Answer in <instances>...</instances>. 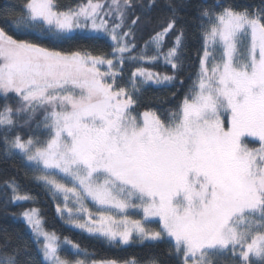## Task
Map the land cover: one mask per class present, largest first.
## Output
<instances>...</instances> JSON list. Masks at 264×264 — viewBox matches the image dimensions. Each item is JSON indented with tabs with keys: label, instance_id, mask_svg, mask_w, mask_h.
I'll return each instance as SVG.
<instances>
[{
	"label": "snow or ice",
	"instance_id": "1",
	"mask_svg": "<svg viewBox=\"0 0 264 264\" xmlns=\"http://www.w3.org/2000/svg\"><path fill=\"white\" fill-rule=\"evenodd\" d=\"M189 6L165 0L155 20L157 0H111L106 10L103 0L67 10L56 0H22L0 9L4 23L23 37L0 25V160L21 156L54 199L62 194L64 206L56 211L67 223L113 246L167 244L176 264H264V0L243 7L203 0L193 86L167 119L151 108L135 112L144 85L177 81L185 49L181 10ZM142 23L157 27L133 53ZM76 30L93 40L110 38L111 54L66 53L26 38L36 32L70 39ZM170 34L174 40L165 49ZM126 61L134 70L124 81ZM161 61L171 75L144 66ZM5 189L6 204L32 199L14 179ZM131 209L142 218H131ZM20 215L40 259L5 232L0 264H89L87 250L46 230L36 208ZM143 264L162 261L153 255Z\"/></svg>",
	"mask_w": 264,
	"mask_h": 264
},
{
	"label": "trees",
	"instance_id": "2",
	"mask_svg": "<svg viewBox=\"0 0 264 264\" xmlns=\"http://www.w3.org/2000/svg\"><path fill=\"white\" fill-rule=\"evenodd\" d=\"M135 3H139L140 0H134ZM147 2V0H143ZM203 0H187L190 5L181 10L180 24L185 28V49H184V65L183 69L178 73L177 81L169 84L164 83L162 86H153L146 84L143 86V102L137 106L135 112L142 113L149 108L157 111L158 115H161L163 119L168 118L169 110H178L180 103L182 102L186 93L193 86L196 81L199 70H200V56L202 55L203 41L201 32L199 29V17L197 11L199 5ZM241 7L259 4L261 0H230ZM57 6L62 10L68 8H76L77 6L87 3V0H56ZM158 7L153 11V20L159 16L163 10L165 0H157ZM22 4V0H0V9L5 8L8 5ZM141 9L137 7L135 14L139 15ZM134 18L132 15L129 16V20ZM0 25H4L9 34L17 38H23L20 33L13 30V27L4 23V18H0ZM155 23L140 24L136 29L134 36L136 48L133 53L138 52L144 48L146 41L150 40L153 35V29L156 28ZM26 38L42 44L45 47L52 48L54 50L63 51L70 53L72 51H91L96 53L98 50H103L105 53L111 54L112 43L104 37L98 39H89L88 35H83L75 32L71 35L70 39L59 40L51 34H40L33 32ZM174 37L170 34L165 42V49L172 45ZM145 67L151 68L154 71L160 73H166L171 75L173 70L169 65H165L162 62L155 64H145ZM106 69L102 67V71ZM134 70V62L126 61L124 68V81L130 76L131 71ZM182 80L183 83H179ZM12 100H15L14 95H10ZM3 102V98L0 97V103ZM40 115L38 114V119ZM35 126V123L31 125ZM22 134L28 135V128L20 129ZM43 135V133H41ZM250 146H259L256 141L249 140ZM27 173V175H26ZM15 180L19 185V190L22 194H28L32 197L31 200L22 201L19 203L6 204L5 201L8 197L5 195V182L8 180ZM10 194V192H9ZM30 208H37L39 210L40 219L43 222V227L51 232H55L57 236L64 238L67 237L72 241L78 243L82 248L87 250L88 261H106V260H118L124 261L125 259L135 257L140 264L149 257L157 256L162 261V264H176L174 259L167 257L165 249L168 247L167 244H160L159 246L153 247L150 242L143 244H133L131 246L123 247L113 246L103 239H97L84 232L77 231L71 226L66 224L58 215L55 207V203L48 192L47 188L36 182L33 179V173L27 161L24 160L18 154L11 160H0V235L7 232L11 234L14 239L23 241L31 245L33 252L36 254V258L40 259L39 254L36 252V245L33 243V237L29 232L27 225L23 222L22 213ZM15 213L16 215H13ZM63 252L69 256L72 254L67 249H62Z\"/></svg>",
	"mask_w": 264,
	"mask_h": 264
},
{
	"label": "rangeland",
	"instance_id": "3",
	"mask_svg": "<svg viewBox=\"0 0 264 264\" xmlns=\"http://www.w3.org/2000/svg\"><path fill=\"white\" fill-rule=\"evenodd\" d=\"M103 2L105 3V10H106V9H107V6L110 4L111 0H103ZM106 19H107V18H106ZM130 21H131V20H129V23H130ZM76 32H78V33H80V34H83V35H89L87 32L82 31V30H76ZM74 33H75V32H74ZM100 37L107 38V39L111 42L110 38H108V37H105V36H100ZM133 39H134V38H133ZM111 43H112V42H111ZM133 51H134V49H133ZM161 62H162V61H161ZM162 63H163V62H162ZM156 72H157V71H156ZM148 84L153 85V86H156V87H158V86H162V85H163V84L155 85V84H152V83H150V82H149ZM9 95H14V94H9ZM249 140H251V138H249ZM256 142H258V141H256ZM258 143H259V142H258ZM69 186H71L70 183H69ZM46 188H47V187H46ZM47 190H48V192L50 193V195H51V197H52V199H53V201H54V203H55V207H57V204H59L61 207H63V206H64V200H63V196H62V194H56V195H55V199H54V198H53V193L50 192L48 188H47ZM68 203H69V206H72V202H71V200H70ZM85 203L87 204V206L89 207L90 210L95 211L96 206L91 202L90 199H89V200H85ZM36 209H37V208H36ZM37 210H38V209H37ZM38 215H39V210H38ZM57 215H58V216H59V217H60V218L66 223V224H68L69 226H71L73 229L88 234L87 232L82 231L81 229L75 228V227H73L71 224L67 223L66 220L63 219L58 213H57ZM66 215H67V213H65V216H66ZM128 215H129L131 218H133V219H140V218H142V213H140L138 210H135V209H131V210H129ZM39 217H40V216H39ZM21 218H22L23 222L27 225V223L24 221L23 217H21ZM41 221H42V220H41ZM42 226H43V222H42ZM153 226H154V227H158L159 225H158V223H153ZM27 228H28L29 232L31 233L30 228H29L28 225H27ZM31 235H32V234H31ZM88 235H89V234H88ZM32 237H33V236H32ZM33 239H34V238H33ZM61 239H63V238H61ZM146 242H147V241H146ZM146 242H144V243H146ZM137 243H138V242H137ZM133 244H136V243H133ZM133 244H129V245H121V246L126 247V246H131V245H133ZM138 244H141V243H138ZM63 249H67L68 252L71 253V251H70L69 248L65 247V248H63ZM71 254H72V253H71ZM89 264H91V262H89Z\"/></svg>",
	"mask_w": 264,
	"mask_h": 264
}]
</instances>
